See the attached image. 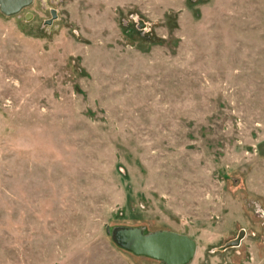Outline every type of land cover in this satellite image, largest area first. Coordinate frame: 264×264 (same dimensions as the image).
Wrapping results in <instances>:
<instances>
[{
    "label": "rangeland",
    "instance_id": "374dc122",
    "mask_svg": "<svg viewBox=\"0 0 264 264\" xmlns=\"http://www.w3.org/2000/svg\"><path fill=\"white\" fill-rule=\"evenodd\" d=\"M34 1L0 12V264H164L128 227L264 264V0Z\"/></svg>",
    "mask_w": 264,
    "mask_h": 264
},
{
    "label": "water",
    "instance_id": "95a60500",
    "mask_svg": "<svg viewBox=\"0 0 264 264\" xmlns=\"http://www.w3.org/2000/svg\"><path fill=\"white\" fill-rule=\"evenodd\" d=\"M34 3V0H0V12L6 17L17 16ZM245 236V230H241L237 239L227 242L220 250L225 252L240 246ZM113 239L127 252L164 264H190L198 253V244L194 238L171 230L145 233L144 228H117Z\"/></svg>",
    "mask_w": 264,
    "mask_h": 264
}]
</instances>
